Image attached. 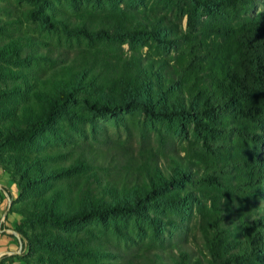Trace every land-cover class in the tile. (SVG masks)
<instances>
[{"label":"trees","instance_id":"trees-1","mask_svg":"<svg viewBox=\"0 0 264 264\" xmlns=\"http://www.w3.org/2000/svg\"><path fill=\"white\" fill-rule=\"evenodd\" d=\"M26 1L33 3L28 12L36 25H56L103 45L78 48L72 57L43 49L23 30L25 21L13 16V3H0L6 14L0 17V148L42 139L78 99L96 113L135 107L153 118L204 128L200 142L164 153V164L150 148H125L117 178L101 176L97 166L98 158L115 161L113 149L99 152L79 143L34 154L0 151V167L16 175L17 207L10 211L21 217L16 231L28 241L29 253L45 250L31 261L106 264L108 252L117 251L71 227L138 214L154 195L165 204L184 200L188 188L161 192L195 176L204 249L145 247L115 264H262L264 218L253 212L264 188V157L241 153L264 142V11L247 14L254 0H165L187 16L183 33L167 15L128 6L50 17L43 11L50 10V0ZM203 13L215 20L198 28ZM151 42L173 46L172 54H143ZM42 60L54 63L44 69Z\"/></svg>","mask_w":264,"mask_h":264},{"label":"rangeland","instance_id":"rangeland-1","mask_svg":"<svg viewBox=\"0 0 264 264\" xmlns=\"http://www.w3.org/2000/svg\"><path fill=\"white\" fill-rule=\"evenodd\" d=\"M51 4L43 11L50 17L58 16L66 11L75 14L82 10H91L106 13L117 8L128 6L144 11L146 14L156 13L167 15L181 32L188 31L187 16L183 15L176 6L165 0H50ZM13 3V16H20L25 23L23 30L36 37L43 49L54 48L61 50L63 57H72L78 48L103 45L98 38H85L65 34L59 26L44 27L36 25L28 12L33 8V3L26 0H0V3ZM264 11V0H254L247 14H258ZM6 14L0 13L5 18ZM215 18L208 13H203L196 21L199 28L205 24H212ZM197 28V29H198ZM152 43V42H151ZM124 52L129 49L128 44L122 45ZM173 46L158 47L156 44L144 46L143 54L150 56L171 55ZM44 69L52 65L50 60H42ZM57 63H60L57 62ZM56 64V63H55ZM204 135V128L195 125L194 121L178 123L168 119H157L141 113L135 107L119 109L114 113H96L86 108L82 100L68 104L63 112L58 115L55 122L44 131L43 138L33 144L13 141L0 148L1 152L13 153H40L53 147L73 149L82 143L91 146L97 151L114 150L115 161H102L98 158V171L103 177L117 178L122 176L123 155L125 148L135 151L141 148H150L158 153V159L163 163L162 155L169 151L181 150L189 141L200 142ZM254 153L264 157V142L250 146L241 154ZM182 156L183 152H179ZM64 159V158H60ZM193 163H197L193 160ZM164 164V163H163ZM6 183L14 185L11 194L9 185H0V264H40L31 261L38 249L29 253L28 241L16 231V225L21 217L14 215L11 208L17 207L16 198L18 188L12 181V170L0 167ZM9 172L11 174H9ZM189 182L183 179L180 185H175L163 190L169 193L176 189L188 188V197L176 203L165 204L158 201L159 196L154 195L151 203L141 209L138 214L127 216L109 215L103 220H88L78 227H71L83 234L91 233L101 238L106 249L117 252H108L106 264H115L125 257L134 255L136 250L156 248L164 251L177 252L179 246H186L194 251L204 249L201 236V226L204 225L197 205L199 201L196 191L198 183L195 176ZM10 194V195H9ZM14 195V196H13ZM259 207L253 212V217L258 215L264 218V188L259 198ZM253 209V210H254ZM258 216V217H259ZM18 219V220H17ZM119 255V256H118ZM264 264V257L262 259Z\"/></svg>","mask_w":264,"mask_h":264},{"label":"crops","instance_id":"crops-1","mask_svg":"<svg viewBox=\"0 0 264 264\" xmlns=\"http://www.w3.org/2000/svg\"><path fill=\"white\" fill-rule=\"evenodd\" d=\"M0 185H2V186H7V185H9V189H10V191H11V194H13V192H14V185H10L9 183H6V181H5V179H4V177L2 176V172H1V169H0ZM14 196V195H13ZM8 213H11V212H8ZM14 215H16L17 216V214L16 213H14V212H12ZM18 220V219H17Z\"/></svg>","mask_w":264,"mask_h":264}]
</instances>
